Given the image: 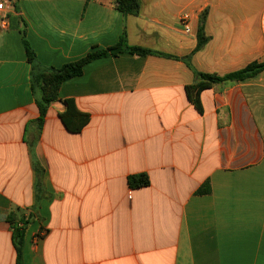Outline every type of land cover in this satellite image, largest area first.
Here are the masks:
<instances>
[{"label":"crops","instance_id":"crops-1","mask_svg":"<svg viewBox=\"0 0 264 264\" xmlns=\"http://www.w3.org/2000/svg\"><path fill=\"white\" fill-rule=\"evenodd\" d=\"M139 1L140 13L124 16L116 0H0V264L16 263L11 213L29 221L24 264H264V71L204 90L200 113L183 60L206 12L196 71L264 62V0ZM124 32L130 46L177 58L94 60L39 124L33 74ZM67 99L90 115L80 133L61 121ZM141 173L149 185L131 188Z\"/></svg>","mask_w":264,"mask_h":264},{"label":"trees","instance_id":"trees-1","mask_svg":"<svg viewBox=\"0 0 264 264\" xmlns=\"http://www.w3.org/2000/svg\"><path fill=\"white\" fill-rule=\"evenodd\" d=\"M19 0H12L15 4ZM116 8L124 16H137L140 13V1L139 0H116ZM207 13L204 12L199 20V26L197 29V46L195 50L187 57L183 58L186 65L193 70L195 73V82L191 85L185 87V92L187 99L193 106L202 113V105L200 101V95L204 90L212 88L216 84H221L225 82H240L249 78H252L264 71V62H251L243 69L225 74L219 75L217 73H206L199 72L193 68L191 63L192 56L200 51L209 41V37L205 32V21ZM26 25H23L21 30L23 46L27 55V60L29 64L38 68L37 56L34 50L31 48L26 37ZM124 52L130 53L137 56H159L166 58H177L175 56L167 55L158 51H153L150 49L130 46L127 43L126 33L124 32L118 43L108 49L96 50L89 52L83 58L67 63L60 68L50 67L42 71L36 72L33 74L31 83L38 93L37 106L39 109V124H43L44 119L47 115V111L50 105L58 100L59 91L62 84L70 79L79 77L83 74L84 67L91 63L94 60L105 58V57H116L119 54ZM66 108L60 114L61 121L64 127L73 134L80 133L83 128L90 122V115L80 111L73 99H67ZM150 183L149 177L145 173L138 175H132L128 177V184L131 188H141L146 187ZM210 187L209 184L203 186L198 193H209ZM15 213H11L8 216V222L12 228V241L13 246L16 251V263L15 264H24L23 262V246L25 240V232L28 220L20 218L16 220Z\"/></svg>","mask_w":264,"mask_h":264},{"label":"built area","instance_id":"built-area-1","mask_svg":"<svg viewBox=\"0 0 264 264\" xmlns=\"http://www.w3.org/2000/svg\"><path fill=\"white\" fill-rule=\"evenodd\" d=\"M3 8V4H0V10ZM5 25V22H4ZM180 29L184 33H190V15L188 13H183L179 21Z\"/></svg>","mask_w":264,"mask_h":264}]
</instances>
